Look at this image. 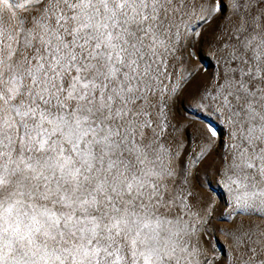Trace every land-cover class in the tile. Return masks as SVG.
Segmentation results:
<instances>
[{"label":"snow or ice","instance_id":"6c2138e0","mask_svg":"<svg viewBox=\"0 0 264 264\" xmlns=\"http://www.w3.org/2000/svg\"><path fill=\"white\" fill-rule=\"evenodd\" d=\"M0 264H264V0H0Z\"/></svg>","mask_w":264,"mask_h":264},{"label":"rangeland","instance_id":"374dc122","mask_svg":"<svg viewBox=\"0 0 264 264\" xmlns=\"http://www.w3.org/2000/svg\"><path fill=\"white\" fill-rule=\"evenodd\" d=\"M17 2L22 3L23 0H17ZM4 16L7 19L8 14L4 13ZM197 52L198 54L189 56L193 68H199L201 76H207L208 74L214 73L216 71V63L212 55L206 49H197ZM175 121H179L180 124L187 123L188 121H195L196 126L203 128L205 124L201 123V121H212L213 123H215V118L212 117L209 113L204 112L203 110L196 112L195 104L193 102L186 101L183 105L177 104ZM189 131H192L193 135H195L194 129H189ZM226 132L227 130L225 127L220 128L219 135L221 137L222 144L228 141ZM179 135L182 137L183 133L181 132L179 133ZM222 144L218 151H226V149L223 148ZM190 180L193 184H195L194 177H190ZM199 180L201 182H204L206 180L212 181L211 189L208 188L207 183H205L204 190L209 195H211L213 199L220 202L224 211H228V201L231 199V197L228 195L227 191L222 187V185H219L216 181L212 180V173L209 172L208 175L205 176L203 171H201ZM253 219L256 220L255 217H253ZM222 221V217H214L213 225L221 226ZM256 222L259 223V220H256ZM201 239L207 249V255L209 257L213 255V249H215V253L218 257H225L226 255H228V242L221 233L212 232L208 235L202 236Z\"/></svg>","mask_w":264,"mask_h":264}]
</instances>
